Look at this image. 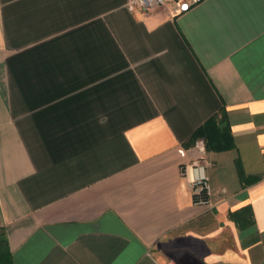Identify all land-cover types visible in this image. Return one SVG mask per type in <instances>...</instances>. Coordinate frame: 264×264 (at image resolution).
<instances>
[{
  "label": "crops",
  "instance_id": "obj_1",
  "mask_svg": "<svg viewBox=\"0 0 264 264\" xmlns=\"http://www.w3.org/2000/svg\"><path fill=\"white\" fill-rule=\"evenodd\" d=\"M0 227L12 264H264V0H0Z\"/></svg>",
  "mask_w": 264,
  "mask_h": 264
},
{
  "label": "built area",
  "instance_id": "obj_2",
  "mask_svg": "<svg viewBox=\"0 0 264 264\" xmlns=\"http://www.w3.org/2000/svg\"><path fill=\"white\" fill-rule=\"evenodd\" d=\"M199 0H128L130 9L139 8L149 11L157 6L171 4L175 15L181 14L193 7ZM193 160L182 166V175L188 179L196 204L210 205V183L207 175L206 143L196 141L191 149ZM172 264V263H168Z\"/></svg>",
  "mask_w": 264,
  "mask_h": 264
},
{
  "label": "trees",
  "instance_id": "obj_3",
  "mask_svg": "<svg viewBox=\"0 0 264 264\" xmlns=\"http://www.w3.org/2000/svg\"><path fill=\"white\" fill-rule=\"evenodd\" d=\"M201 132L202 129H200L199 131L193 134V136L190 139L191 144L195 142L196 138L201 134ZM206 149L207 150L210 149L209 142L207 141H206ZM240 211L241 210L230 212V217L235 219L236 215H238ZM0 264H12V254L9 248L7 236L5 230L1 227H0Z\"/></svg>",
  "mask_w": 264,
  "mask_h": 264
}]
</instances>
